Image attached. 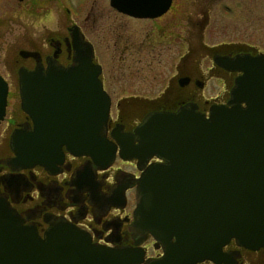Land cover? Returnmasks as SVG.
<instances>
[{
  "label": "flooded vegetation",
  "instance_id": "flooded-vegetation-1",
  "mask_svg": "<svg viewBox=\"0 0 264 264\" xmlns=\"http://www.w3.org/2000/svg\"><path fill=\"white\" fill-rule=\"evenodd\" d=\"M119 6L112 0H0V75L9 84L0 121V208L41 239L55 226L68 225L96 246L139 248L148 262L162 257L164 248L150 233L132 229L135 179L143 169L137 158L120 155L114 135L134 134L154 111L198 108L208 116L213 105L230 106L241 72L225 64L264 54V0H127ZM215 32L225 38L211 40ZM90 50L111 98L106 133L118 146L112 164L101 169L91 157L65 151L50 167L18 166L13 139L35 130L21 105V77L79 65ZM155 65L165 66L156 93L150 87ZM128 80L131 88L123 84ZM194 264H264V246L252 249L232 239L219 262Z\"/></svg>",
  "mask_w": 264,
  "mask_h": 264
},
{
  "label": "water",
  "instance_id": "water-1",
  "mask_svg": "<svg viewBox=\"0 0 264 264\" xmlns=\"http://www.w3.org/2000/svg\"><path fill=\"white\" fill-rule=\"evenodd\" d=\"M126 1L112 4L122 8L120 2ZM92 56L90 50L79 65L21 77V105L35 130L13 139L18 166L50 167L62 161L65 151L89 156L101 169L112 164L118 146L106 133L111 98ZM227 63L241 72L230 106L213 105L208 116L198 108L154 111L134 134L114 135L120 155L137 158L143 169L135 179L132 229L161 242L162 257L146 262L139 248L96 246L68 225L55 226L41 239L1 207L0 264H194L219 262L232 239L252 249L263 247L264 54ZM8 93L0 75V121ZM153 156L162 161L147 164Z\"/></svg>",
  "mask_w": 264,
  "mask_h": 264
},
{
  "label": "rangeland",
  "instance_id": "rangeland-1",
  "mask_svg": "<svg viewBox=\"0 0 264 264\" xmlns=\"http://www.w3.org/2000/svg\"><path fill=\"white\" fill-rule=\"evenodd\" d=\"M218 31H221V29H218ZM212 34V35H211ZM210 34V39L211 40H213V36H221L222 38H225V36L221 33V32H215V33H211ZM238 38H240V37H238ZM261 50H264V45H263V47H261L260 48ZM165 67V66H164ZM164 67H162V66H159V65H155L154 66V69H153V74H155L154 75V79H153V82L151 83V86L150 87H153V91H155V93H156V90L159 88L158 86L160 85V83L161 82H158L160 79H161V75H160V73L162 72L161 71V69H163L164 70ZM135 82V81H134ZM133 82L131 81V80H128V81H125V82H123V84H126V85H128V88H131L130 87V84H132ZM16 90H17V87L15 88V86H12L11 87V95L14 97V95L13 94H15V92H16ZM154 93V94H155ZM13 99V98H12ZM115 99H117V97H115ZM11 102H13V100L11 101Z\"/></svg>",
  "mask_w": 264,
  "mask_h": 264
}]
</instances>
